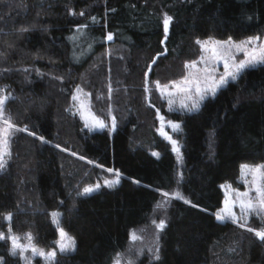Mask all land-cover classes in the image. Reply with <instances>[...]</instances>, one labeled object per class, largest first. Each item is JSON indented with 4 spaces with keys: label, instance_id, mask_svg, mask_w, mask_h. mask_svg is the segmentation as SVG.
Returning a JSON list of instances; mask_svg holds the SVG:
<instances>
[{
    "label": "trees",
    "instance_id": "1",
    "mask_svg": "<svg viewBox=\"0 0 264 264\" xmlns=\"http://www.w3.org/2000/svg\"><path fill=\"white\" fill-rule=\"evenodd\" d=\"M255 34L264 0H0V110L14 127L0 215L39 246L56 243L54 220L75 241L37 264H113L174 191L182 197L169 198L160 256L138 264H264L260 216L216 217L222 183H238L242 163L264 162V64L193 110L171 109L160 90L186 74L203 40ZM77 93L116 129L89 130ZM159 114L179 132H159ZM117 173L115 185L82 193ZM0 264L26 263L0 239Z\"/></svg>",
    "mask_w": 264,
    "mask_h": 264
},
{
    "label": "rangeland",
    "instance_id": "2",
    "mask_svg": "<svg viewBox=\"0 0 264 264\" xmlns=\"http://www.w3.org/2000/svg\"><path fill=\"white\" fill-rule=\"evenodd\" d=\"M201 45V54L187 64L186 74L177 80L169 82L167 85L160 86L162 95L167 99L168 106L171 109H196L197 107L193 106L198 105L200 100L215 95L219 88L227 85L230 81H235L245 69L258 64H264V60L260 59L264 57V34H255L242 39L209 38L203 40ZM254 56L257 58L256 62L247 63ZM241 62H246V66L239 72H235L236 66ZM226 73H233L235 79L231 75H226ZM221 77H225L226 83L218 85ZM213 88H215L214 92L212 91ZM89 103L87 96L82 93L76 94V109L81 115L85 126L89 130L108 129L113 132L116 129L115 118L112 116L109 122L106 121L95 113ZM159 118L163 120L162 116ZM99 124L103 126L101 127ZM174 125H178V127H173ZM167 127L169 128L167 129ZM13 128L8 121L6 123V120L3 119L2 111L0 110V148L3 146L5 132L7 131L8 154L9 141ZM179 129V123L175 121L165 122L163 120L162 131L167 133L175 131L178 133ZM7 155L4 157V160H6ZM176 161L179 170L182 171L183 153L180 151L176 154ZM257 168L260 169V172L252 171ZM116 179L117 175L114 177H105L100 181L86 186L82 193H93L103 185L109 186L108 182ZM86 188H91L93 191L85 193ZM221 188L224 196L222 205L216 214L217 218L218 215H222L225 217L224 219L236 221L245 220L252 215H258L264 220V207L259 205V202L264 199V196L261 195L264 192V162L242 163L238 183L226 181L222 183ZM171 196L182 197L180 191H174L173 193L164 192V196L159 199L155 206L149 224L137 228L132 233L127 247L116 255L113 264H138V261L143 259L151 261L159 258L161 248L160 238L165 223L167 222L169 198ZM249 202L255 205V207L247 209L241 206L242 203L247 205ZM3 221L4 217L0 215V235L4 237L3 239L9 241L12 251L13 238L16 239V243L20 247L15 249V253L19 254L22 261H25L26 264H37V260H43V262L48 263L56 259L58 252H61L57 243L61 239L60 229H63L67 236L71 237L74 241L72 235L58 222L56 223L58 227V239L53 246L46 248L34 244L28 235L22 238L15 235L11 229L7 228ZM161 223H163L162 228L158 227ZM74 247L69 250L74 249ZM34 249L36 250L35 252ZM53 252L55 255L50 259L47 258V254Z\"/></svg>",
    "mask_w": 264,
    "mask_h": 264
},
{
    "label": "snow or ice",
    "instance_id": "3",
    "mask_svg": "<svg viewBox=\"0 0 264 264\" xmlns=\"http://www.w3.org/2000/svg\"><path fill=\"white\" fill-rule=\"evenodd\" d=\"M170 20H171V18H170V17H167V16H166L165 19H164V27H165V31H167V27H168V24H169ZM21 30H22V31H26V29H21ZM108 39H111V35L108 36ZM260 59H261V60H264V57H261ZM256 60H257V58L254 56V57L252 58V60L248 61L247 63H254V62H256ZM245 66H246V62H241L239 65L236 66V68H235V72H239V71L242 70ZM226 75H231L232 78L235 79V75H234L233 73H226ZM224 83H226L225 77H221L220 81L218 82V85H222V84H224ZM212 91L214 92V91H215V88H213ZM7 99H8V97H6V96L0 98V109H2L4 103H5V101H6ZM74 99H75V97H74ZM193 107H198V105H194ZM6 123H7V121H6ZM99 126L102 127L103 125H102V124H99ZM173 127H178V125H174ZM173 144H174V150L178 151V149L175 148V142H173ZM7 149H8V140H7V131H6V132H5V138H4V141H3V146H2V148H0V169H2V168L4 167V164H5L4 157L8 154ZM154 155H156V154L154 153ZM244 167L246 168V166H244ZM109 171H111V169H109ZM252 171H254V172H260V169L257 168V169H254V170H252ZM116 175H117V179L114 180V181H112V182H108L109 186H112L113 184L119 182V179H118V177H119V173H117ZM97 187H99V186H97ZM91 191H93V189H91V188H86V189H85V193H88V192H91ZM165 195H167V194H165ZM177 195H179V194H177ZM261 195L264 196V192H262ZM259 205H260L261 207H264V199H262V200L259 202ZM241 206H242V207H246L247 209H252V208L255 207V205H253L251 202L247 203V205H244V204L242 203ZM53 216L56 217V216H58V214L54 213ZM224 218H225L224 216H222V215H218V219L223 220ZM9 219H10V217H9ZM54 222H55V223H58V220H54ZM158 227H161V228H162V227H163V223H161L160 225H158ZM249 231H253V230H252V229H249ZM255 235H256L257 237H259L262 241H264V231H257V232H255ZM60 237H61V239H60V241H58L57 243H58V246H59V249H60L61 252H64V251L69 250V249H71V248L74 247V241L72 240L71 237H68V236H67V234L63 231V229H60ZM3 238H4V237H3L2 235H0V239H3ZM30 238H31V237H29V239H30ZM17 247H20V245H18V244L16 243V239L13 238V254H15V249H16ZM35 251H36V250L34 249V252H35ZM41 254H43V253H41ZM54 255H55L54 252H53V253H48V254H47V258L50 259V258H52Z\"/></svg>",
    "mask_w": 264,
    "mask_h": 264
},
{
    "label": "water",
    "instance_id": "4",
    "mask_svg": "<svg viewBox=\"0 0 264 264\" xmlns=\"http://www.w3.org/2000/svg\"><path fill=\"white\" fill-rule=\"evenodd\" d=\"M158 116L161 117L160 114H159ZM162 123H163V120H160V129H159V132H163V131H162ZM166 135L169 136L168 133H167Z\"/></svg>",
    "mask_w": 264,
    "mask_h": 264
}]
</instances>
